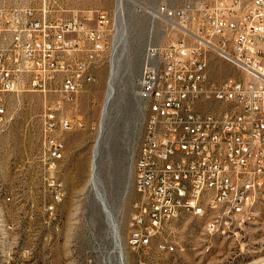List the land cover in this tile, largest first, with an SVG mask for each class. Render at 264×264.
<instances>
[{
	"label": "built area",
	"instance_id": "2783aa9c",
	"mask_svg": "<svg viewBox=\"0 0 264 264\" xmlns=\"http://www.w3.org/2000/svg\"><path fill=\"white\" fill-rule=\"evenodd\" d=\"M66 11L54 14L46 3L36 8L0 2V131L13 119L12 95L54 91L71 103L93 81L89 69L94 55L109 45L115 15ZM149 13L183 36L149 47L137 80L150 138L142 137L140 189L129 233L133 251L155 242L169 249L170 223L184 212L195 215L202 202L217 210V218L207 214V228L222 234L252 221L251 213L264 203V0H189L180 6L162 1ZM215 56L238 74L212 79ZM62 108V102L50 105L44 114L49 161L65 150L54 131L75 124ZM220 218H230V225H220ZM87 264L104 263L90 258Z\"/></svg>",
	"mask_w": 264,
	"mask_h": 264
},
{
	"label": "rangeland",
	"instance_id": "374dc122",
	"mask_svg": "<svg viewBox=\"0 0 264 264\" xmlns=\"http://www.w3.org/2000/svg\"><path fill=\"white\" fill-rule=\"evenodd\" d=\"M166 1L180 6L189 0H129L123 14L117 2L61 5L46 3L54 14L65 9L107 10L115 15L109 45L94 55L88 82L75 100L65 103L54 91L26 90L9 98L12 121L0 131V264H87L90 258L104 264H264V203L251 213L249 223L227 234L207 228V214L182 213L170 223L168 238L155 247L133 251L127 237L135 189V163L145 131L146 112L138 96V76L151 46L164 47L183 36L165 20L149 13ZM41 8L42 0H0ZM67 6L69 9H66ZM119 39L112 98L106 108L98 143L97 172L106 204L120 229L123 252L115 246L103 200L91 186L95 141L110 79L114 37ZM85 51L84 56L90 57ZM117 55V56H116ZM212 79L238 74L220 56L211 61ZM63 103L61 113L74 121L68 130L54 134L65 142L61 158L49 161L44 114L50 105ZM56 180L59 186H52ZM103 204H102V202Z\"/></svg>",
	"mask_w": 264,
	"mask_h": 264
},
{
	"label": "bare ground",
	"instance_id": "6f19581e",
	"mask_svg": "<svg viewBox=\"0 0 264 264\" xmlns=\"http://www.w3.org/2000/svg\"><path fill=\"white\" fill-rule=\"evenodd\" d=\"M123 5H124V3L117 2V6H116V14L117 15L122 16ZM118 45H119V39H118L117 35H115V37H114V51H113V57L111 60L110 79L108 82L107 94H106V98H105L104 106H103V116H102V120H101V127L99 126V131H98L99 133H98V137H97L98 140L95 141L94 150H93L90 183H91V186L93 187V189L95 190L97 196L100 197L103 200V202H105V204H103V202L101 201L103 206H105L104 209H106L105 211L107 212V215H108L109 223L111 225L113 237L115 240V246L123 252V243H122L121 237H120L121 236L120 229L118 227L117 221L115 220L113 214L111 213V211L109 210V208L106 204L105 192L103 189V183H102L101 178L98 175L97 164H96V161H97L96 159H97V156L99 153L98 143H99V139L101 138L102 131H103L105 112H106V108H107V106H108V104L112 98V92H113V86H114L113 76L116 72L115 71V69H116L115 65L117 63L115 60V58H116L115 54L117 53L116 50L118 49L117 47H119ZM143 138H150V121H145V131H144ZM144 148H145V141H142L140 153H139V156L136 159V163H135V173H136L135 189H136L137 193L140 189V178L138 177V173L140 171L141 164H143L142 152H144ZM135 201H137V199ZM230 213H237V206H230ZM206 214H209V218H217V210L213 209V204H210V202H202L198 206V208L195 209V215L203 216ZM134 217H135V202L133 203V210H132V213L130 216L129 231H128L129 233H130V228H132V221H133ZM220 225H230V218H220ZM209 230H211V229H209ZM213 231L222 233V229H213ZM129 233H128V237H127V244H128V247L133 250V239L131 238V236H129Z\"/></svg>",
	"mask_w": 264,
	"mask_h": 264
},
{
	"label": "crops",
	"instance_id": "0c3cea01",
	"mask_svg": "<svg viewBox=\"0 0 264 264\" xmlns=\"http://www.w3.org/2000/svg\"><path fill=\"white\" fill-rule=\"evenodd\" d=\"M105 0H42V3H50L55 2L59 3L61 5H88V4H100L103 3ZM67 6H64L66 9H69ZM86 8H77V9H71L74 13L80 10H84ZM89 9V8H87Z\"/></svg>",
	"mask_w": 264,
	"mask_h": 264
}]
</instances>
